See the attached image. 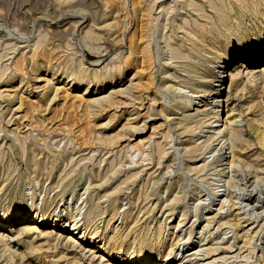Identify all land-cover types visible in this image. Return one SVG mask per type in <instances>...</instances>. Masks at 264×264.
Masks as SVG:
<instances>
[{
	"label": "rangeland",
	"instance_id": "1",
	"mask_svg": "<svg viewBox=\"0 0 264 264\" xmlns=\"http://www.w3.org/2000/svg\"><path fill=\"white\" fill-rule=\"evenodd\" d=\"M156 1L155 5L154 0H0L1 73L6 69L0 79V214L18 205L21 199L32 201L35 205L32 208L46 210V204L52 203L51 208L57 206L63 211L67 206L73 212L79 209L77 207L86 210L93 201L100 202V206L110 212L115 201V229L125 230L124 214L128 211L139 218L142 216L136 223V232L129 234L123 243L122 253L132 251L129 250V239L139 235V228L148 226L149 242L156 237L157 233L154 232L161 228L162 242L153 252L163 256L168 252L170 243L179 245V251H182L184 244H175L178 238L193 240L191 246H195L200 236L213 239L220 235L224 238V243L220 244L221 250L231 241L234 243L233 249L238 248L242 239L236 236V231H242L233 224L234 214L247 211L254 218L246 222L249 224L247 227L263 226L260 233L263 238L255 240L258 247L254 256L259 255L264 246V155L259 154H264V148L258 145L256 132L264 128L257 121L258 109L264 107V102L261 93L263 83L258 73L253 76L241 68L238 76L240 86L236 88L233 85L230 92L222 91L219 96L220 104L222 98L225 100L229 97L231 112L236 120L233 126L241 135L247 157V161L235 167V181L231 188L225 181L228 177L216 175L214 167L217 163L210 161L212 157L207 159L211 155L209 150L217 141L211 139L207 147L199 149L202 140L209 135L204 132L205 123H196L198 116L192 117L193 122L188 121L190 128L185 129L183 113L174 114L173 111L182 98L200 89L203 82L201 75L214 66L213 56L218 55L229 42V32L237 14H243L239 21L245 29H250L257 21L262 22L263 29H256L259 35L264 32V8L261 9L262 18L251 20L252 15L241 11L235 0ZM215 5L219 7L215 8ZM201 25L204 27L200 28ZM135 28L136 40L150 49L147 50L150 57L143 63L142 58L135 61L138 73L133 80L141 79L143 84L136 90L143 94L141 101L137 100L140 93L135 91V101H125L115 109L94 107V116L88 113L85 105L71 107L73 103L64 101L62 96L53 101L47 110L45 98L41 102L34 101L42 94L41 88L45 83L40 81L35 84L33 72L37 68L58 74H70L82 69L87 79L93 80L95 73L99 78L108 79L110 73H116L117 67L125 66L129 37ZM49 42L52 43L50 46ZM167 44L172 47L179 44L183 55L176 56ZM250 45L249 42L247 50ZM45 48H49L48 54L44 52L40 59L33 58L34 52ZM52 49H55L54 52ZM206 64L209 65L204 67ZM263 64L264 61L253 66L262 68ZM198 68L200 73L196 76ZM132 70L135 71L133 68L124 71L127 80L135 73ZM11 74H15L12 79L9 77ZM20 79L25 84L22 91L38 86L34 89L37 92L25 98L28 90L10 91ZM179 87L183 88V93L179 92ZM8 93L14 95L8 98ZM21 94L24 95L21 97ZM152 97L156 98L155 108L148 118L147 106ZM20 99L23 101L22 110L17 111ZM199 101L196 106L204 104ZM163 108L165 111L162 115L159 110ZM132 110L140 112L137 119H133L134 123L142 124L146 120L147 127L133 133L134 140L130 142L127 134L131 132L123 131L122 126L128 122V113ZM119 134H126V137L124 135L120 141L111 142L112 136ZM140 139L144 142L137 143ZM155 141H160L167 151L160 163L156 158L151 162L149 160V154L154 153ZM189 146H195L198 150L195 153L187 152ZM227 155L224 153L223 158ZM111 161L113 164L109 163ZM149 162L151 165L147 164ZM204 162L207 167L198 171L196 165ZM144 163L148 167L153 166L149 169V177L145 175L148 171L144 170L137 178L120 184L130 167ZM144 165L142 167H147ZM254 171L258 172L263 182L256 183L255 174H252ZM110 193L113 196H109ZM255 204L256 209L253 208ZM15 221L13 223L16 225L19 221ZM180 221L181 224L177 225ZM227 240L230 241L227 243ZM40 243L44 250L41 255L28 250L31 242L25 237L11 242L10 250L0 244V264H47L43 262L45 255L55 264H69L73 260L71 256L77 257L79 264H107L80 247L66 249V239L54 241L44 238L36 244ZM115 245L110 244L109 250L118 246ZM48 247L51 248L47 250ZM134 249L137 251V248ZM235 249L230 255L238 251ZM239 263L248 264L234 258L224 264Z\"/></svg>",
	"mask_w": 264,
	"mask_h": 264
},
{
	"label": "bare ground",
	"instance_id": "2",
	"mask_svg": "<svg viewBox=\"0 0 264 264\" xmlns=\"http://www.w3.org/2000/svg\"><path fill=\"white\" fill-rule=\"evenodd\" d=\"M156 2L157 1L154 0L153 3L156 5ZM235 2L236 4H238V8L241 9V11L249 12L252 15L251 20L253 19L259 20L260 18H262L263 14H261V9L264 8V0H235ZM218 7H219L218 5H215V8H218ZM132 8H133L132 10H134V13H135L136 12L135 6L133 5ZM153 10L154 9H152V11ZM240 15L243 16V14L238 13L236 18H234L235 21L233 22V27L231 28L229 32L230 34L229 42L226 43L225 48L221 49L222 51L220 50L218 55L213 56L214 66H212V68L210 69L208 68L207 73L201 75L203 82L200 84V89L197 91L195 90L193 91L194 93H192L191 95H186L184 98H182L181 103L178 104L176 107H174V111H173L174 114L183 113L184 116L182 118V122L185 123L184 124L185 129L190 128L188 124L190 122H193V118L197 116H198V119L196 120L197 121L196 123H205L206 130L204 132L208 133L209 135L207 136L208 138L206 140H202L203 144L199 147V149L203 147H207L208 145L207 143L211 139H214L217 141V143H215L213 147L211 146L212 148L209 150L211 151V155L207 156V159H209L208 157H212L210 161H213V163H217V165H215L214 167L216 168V171H217L216 175L220 177H228V179L225 181H227V185L230 188L235 181L234 179V175L236 174L235 167L238 168L239 166L238 164H240L243 161H247V157H245L244 155L245 147L242 142L241 135L238 132V130L233 126L236 120L233 118V114L231 112L229 97L227 96L225 100H223L222 98V104H220L219 96L221 95L222 91H224V93L230 92L233 85L236 86V88L240 86L239 82H241V79L238 77L239 71L241 68H244L246 69L247 73L253 76H255V74L258 73L259 78L262 80V83H263L261 93H262L263 102H264V64L262 68H257L258 66H255V67L253 66L256 63H260L264 61V32L258 35L257 30H256L259 28L263 29V23L262 22L260 23L257 21L255 25H253L250 29H245V27H242L243 25L241 21H239ZM203 27L204 25L200 26V28H203ZM186 32L189 33L188 31ZM135 36H136V28L131 32V35L129 37V46H128L129 54L128 56L126 55L127 59L125 58L126 56L124 57L126 59L125 66L117 67L116 69L117 74L115 72L110 73V76L108 77V79H105L104 77L99 78V76L96 73H95V78L93 80L87 79L85 72L82 69H76L73 73H70V74H62V73L58 74L55 71H48L46 69L44 70H40L38 68L35 69L33 72V79L35 80V84L40 81H45V83L43 84L41 88L42 94L39 97L36 96L38 97V99L34 101L41 102L42 99L45 98L44 104H45V110H47L49 109V106L53 101H55L59 96H62L64 101L68 100L69 102L71 101L73 103L70 105L71 107L73 105V107L78 106L79 108L80 105H85V107L88 110V113L91 114V116H94L96 114V110H95L96 107H102L104 109L107 107H113L115 109V108H118L121 105V103H126L125 101H128V103L135 101L137 97L139 98L137 100L141 101L143 99V94H141L139 90L138 91L136 90L139 89L140 86H142L143 84L141 83V79H137V81L135 82L133 80V79H136L137 73H138V70H136L137 67H135L136 65L135 61H137L138 58H142L141 63H143L147 57H150V54H149L150 51L148 53L147 50L149 48L147 49V47L142 46L139 43V41L136 40ZM249 42L251 45L249 47V50H247L246 46ZM51 44L52 43L49 42L48 46H50ZM167 47L176 56L183 55L181 46L179 44L173 47L170 44H167ZM48 50L49 48H45L43 51L39 50L38 52H34L33 58L38 57V59H40V57L44 54V52L45 53L47 52L48 54ZM53 50L55 49H52V51ZM188 58L191 59V56L188 55ZM207 65L209 64H206L204 67H207ZM129 68L130 69L133 68L135 71L133 70L132 71L135 73L132 74L133 76L131 79L127 80V78H125L123 74L125 73L124 71H127ZM199 70L200 68L197 69L196 76H198L197 74L200 73ZM2 71H4V69H2ZM234 71H237V73H235ZM4 72L1 73L0 71V79L2 78V75ZM14 75L15 74H11L9 77L12 79L14 78ZM151 75L152 73L150 72L149 77L147 79L149 80V82L151 79L150 78ZM127 82L128 84H126ZM24 85L25 84H23V80L20 79L18 83L16 84V86H14V88H12V90L10 91L14 92L20 89L19 90L20 92L22 91L21 88ZM37 87H33V88L36 89ZM181 87H179V92L183 93V90H182L183 88ZM34 89L25 88L22 92H26V90H28L29 92L28 95L25 96V98H28V96L31 93L32 94L36 93L37 91ZM135 91L140 94L137 95L136 99H133V93ZM6 95L8 96V98H10L14 94L12 95V93H8ZM22 95L24 94H21V97ZM202 97H205L204 100L202 99ZM198 99L200 100L199 101L200 103H204V104H201V106H196ZM120 100L122 101L120 102ZM155 102H156V98L152 97L149 105L147 106V113L149 112L148 118H150L151 111H153L155 108V107L153 108V105L155 104ZM224 102L226 103L225 106H224ZM22 105H23V101L22 99H20V104L17 106L16 110L21 111ZM258 110L260 111L258 113L259 119L258 120L256 119V120L260 121L259 124L264 126V107H259ZM133 111L134 110L128 113V116H129V118L127 119L128 122L122 126L123 131L130 130L131 133L127 134V140H129L130 142L134 140L133 133L143 131L147 127L146 120L145 121L143 120V122L141 121L142 124L134 123L133 119L136 120L140 112L139 111L133 112ZM159 111H160V114L163 115V111L165 110L163 108V109H160ZM135 114L136 116H134ZM189 120L190 122H188ZM256 134H257V139L259 142V144L258 143L257 144L264 148V128H261V129L259 128ZM124 135L126 137V134H123V136ZM123 136H121L120 134L112 136L111 142L118 141V140L120 141V139ZM83 138L86 139V136H84ZM109 139L110 138L108 137V140ZM142 142H144V140L140 139L138 140L137 143H142ZM132 148H133V145H132ZM129 149H131V147ZM153 149H154V153L149 154L151 155L149 160L151 162L153 158H156L157 163H160L161 158L166 154L167 151L164 149V145H162L160 141L153 142ZM197 150L198 149L195 146L194 147L189 146L188 148H186V151L191 152V153H195ZM224 153L228 154L227 156H225V158H223ZM263 155L264 154H261V153L259 154V156H263ZM227 158H228V161H227ZM223 160L225 162H222ZM150 162L147 164L151 165ZM109 163L113 164V161ZM147 164L145 165L147 166ZM223 164H225V166ZM142 165H139V166L135 165L136 167L134 168L130 167V170L129 169H128L129 171L127 170V172L125 173V177L120 182V184L125 183V181L129 179L137 178V176H139L144 170L148 171V174H145V175H148L149 177L151 174V172H149V169H151L153 166L142 167ZM196 167H198V171H201V170L203 171V169L207 167V163L204 162L200 166L196 165ZM196 167H195V170L197 169ZM113 168L114 166H112V169ZM229 172H231L230 176H228ZM252 174H255L254 180L257 181L256 183H258V181L263 182V180L260 179V177L258 176L257 171H254V173ZM251 183L253 185L255 181ZM109 196H113L112 193H110ZM33 205L34 203L32 201L29 202L27 199H21L18 205L0 214V244L3 245L5 249L10 250L11 248L9 244L11 242H14L15 240H21L22 237H25L26 239H29V241L31 242L30 244L31 246H29L28 250H30V252L33 251L35 253H38V255H41L44 253L43 247H41L42 246L41 243L40 244H36V243H38L39 240H42L44 238L46 239L50 238L54 241L55 240L59 241L60 239L61 240L66 239L68 242V245L65 246L66 249L73 248V247H80L83 250H86L88 253L98 257V259L101 262H107V264H224L226 263V261L232 258L236 260L241 259V261L248 262V264H264V253H263L264 246L262 247L260 251L261 253L259 255L257 254L258 256L257 255L254 256L256 254L255 253L256 248L258 247L255 244V240H260L263 238V236L260 234L262 233L261 231L263 230V226L261 225L259 227L257 224V226L255 225V227H252L251 225H250L251 227L250 226L247 227L249 224H247L246 222H248L251 219H254L252 218V216H249L250 214L247 211L246 212H243V211L236 212L234 214L235 223L233 224L236 225V229L240 228L239 230L242 231L241 233H238V231H236V236L242 239V244L239 245L238 248L236 249L234 248L235 251L238 250L236 253L230 255L231 253L234 252L233 251L234 243H232V241L228 243V241L230 240L226 241L228 244L225 245L224 248L222 247L223 249L221 250L220 244L224 243L222 242L224 238L219 235L213 239H210L209 238L210 236H206V238L205 236L203 238H201L200 236L195 246H191L193 245V240H186V239L183 240L181 238H178L176 239L175 244H177L178 242L183 243L186 250H184V247H183L182 251H179V245L174 246L172 243L170 244L168 243L169 244L168 245L169 250H167L168 252L165 255L163 254V256H161L158 254L155 255L153 252L154 248L160 242H162V239L160 237L162 233L161 228H158V230L154 232V234L157 233L156 237L149 242V237H148L149 227L148 226L139 228L138 229L139 235L138 236L135 235L132 239H129V250L132 249V251H129L127 253H122L121 247L123 243L126 242L125 240L128 238L129 234L136 232V223L140 221L142 216L139 218V216L134 215L133 212L128 211L124 214L125 230L119 231L115 229V224L113 223V220L117 216V213L115 211V208H116L115 201H113V205H112L110 212H108L106 208L101 207L100 202L98 201L97 202L93 201L87 207V209L85 208L86 210H81L80 207H77L80 210L77 209L75 212H73L72 209L71 210L67 209V206H64L65 209L63 211L59 210L57 206L51 208V205L53 206L52 203L46 204L47 205L46 210L45 209L42 210L40 209V207L32 208ZM255 207H256V204L254 205L253 208ZM219 208H220V205H219ZM15 220L19 221L16 225L13 223ZM21 221L22 223H20ZM228 221H231V220L228 219ZM255 221L253 220V223H255ZM208 222L210 223L211 221L209 220ZM227 222L226 224H228ZM180 224H181V221L177 223V225H180ZM229 224L231 223L229 222ZM207 227H208V224H207ZM219 229L221 230V228ZM214 230L216 231V228ZM191 232L192 230L190 231L189 236ZM206 233H209V231H207ZM220 239H221V242H219ZM204 240H206V242L202 243ZM45 243L46 242H43L42 244L46 245ZM57 244L58 242L55 243L56 249L58 246ZM110 244H114V245L118 244V246L116 248L115 247L112 248V250L111 249L109 250ZM52 247H54L53 244H52ZM201 247H204V248L200 249ZM49 248L51 247H48L47 250ZM134 248H137V251ZM174 249H176V252L174 251ZM70 251H73V249H71ZM220 253H222V255H219ZM63 254H67V253H63ZM47 257L49 256L45 255V258H43L44 263L46 262L47 264H55L54 260L50 258L47 259ZM71 258H73V260L70 261L69 264H79V260L77 257L71 256Z\"/></svg>",
	"mask_w": 264,
	"mask_h": 264
}]
</instances>
